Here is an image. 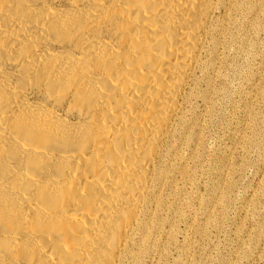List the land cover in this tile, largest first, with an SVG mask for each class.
<instances>
[{"label":"bare ground","instance_id":"6f19581e","mask_svg":"<svg viewBox=\"0 0 264 264\" xmlns=\"http://www.w3.org/2000/svg\"><path fill=\"white\" fill-rule=\"evenodd\" d=\"M249 3L0 0V264L144 263Z\"/></svg>","mask_w":264,"mask_h":264},{"label":"rangeland","instance_id":"374dc122","mask_svg":"<svg viewBox=\"0 0 264 264\" xmlns=\"http://www.w3.org/2000/svg\"><path fill=\"white\" fill-rule=\"evenodd\" d=\"M249 1L256 15L239 16L214 90L192 109V144L174 175L184 189L166 190L143 264H264V0Z\"/></svg>","mask_w":264,"mask_h":264}]
</instances>
